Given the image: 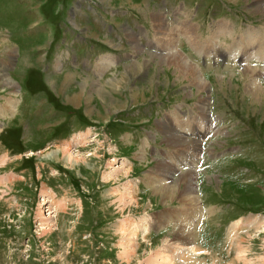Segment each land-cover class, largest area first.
Returning a JSON list of instances; mask_svg holds the SVG:
<instances>
[{"label": "rangeland", "instance_id": "rangeland-1", "mask_svg": "<svg viewBox=\"0 0 264 264\" xmlns=\"http://www.w3.org/2000/svg\"><path fill=\"white\" fill-rule=\"evenodd\" d=\"M255 7L0 0V264H264Z\"/></svg>", "mask_w": 264, "mask_h": 264}, {"label": "bare ground", "instance_id": "bare-ground-1", "mask_svg": "<svg viewBox=\"0 0 264 264\" xmlns=\"http://www.w3.org/2000/svg\"><path fill=\"white\" fill-rule=\"evenodd\" d=\"M254 3H255V5H256V7H255V9H256V11H258L259 13H260V11L261 10H264V0H254ZM262 13V12H261ZM223 29V28H222ZM177 57L178 56H176V55H172V61L174 62V63H176L177 64V62H178V60L180 59H178L177 60ZM180 64V66L181 67H183V68H186V66L184 65V64H181V63H179ZM179 66V65H178ZM179 66V67H180ZM187 71H189L190 72V70L189 69H187ZM191 74L193 75V74H195L194 73V71H193V69H191ZM194 77V76H193ZM9 81V80H8ZM6 82V81H5ZM9 84V83H8ZM10 104V103H9ZM12 107V106H11ZM10 107V108H11ZM14 107V106H13ZM12 107V110H14V108ZM174 135V134H173ZM66 162H71V157H70V154H67L66 155ZM189 181V180H188ZM190 183H191V181H190ZM190 186V185H189ZM190 188V187H189Z\"/></svg>", "mask_w": 264, "mask_h": 264}]
</instances>
